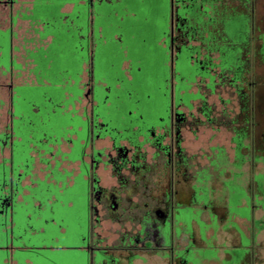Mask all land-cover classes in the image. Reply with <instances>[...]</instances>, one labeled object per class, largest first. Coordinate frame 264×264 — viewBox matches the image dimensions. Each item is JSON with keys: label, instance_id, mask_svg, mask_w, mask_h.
Wrapping results in <instances>:
<instances>
[{"label": "flooded vegetation", "instance_id": "1", "mask_svg": "<svg viewBox=\"0 0 264 264\" xmlns=\"http://www.w3.org/2000/svg\"><path fill=\"white\" fill-rule=\"evenodd\" d=\"M18 1L0 0V264H264V0H170L165 30L139 0H30L44 50L78 34L66 88L33 72L39 47L17 56ZM146 29L166 91L134 100Z\"/></svg>", "mask_w": 264, "mask_h": 264}, {"label": "rangeland", "instance_id": "2", "mask_svg": "<svg viewBox=\"0 0 264 264\" xmlns=\"http://www.w3.org/2000/svg\"><path fill=\"white\" fill-rule=\"evenodd\" d=\"M65 1H69V0H65ZM139 1H140L139 2L140 6H137L135 4H130L128 6V10L133 11V12L134 11L135 12H142V14L149 17V20L158 21L161 25V28L163 30H165L166 24L164 22H165V17L167 16V14L170 10V0H139ZM124 2H125V0H124ZM84 9H85L84 6H80V8H79L77 5L76 10L74 12H77L78 10L84 11ZM72 15H73V12L70 13V17H72ZM162 29H161V31H162ZM58 30L60 31V33L57 32L56 35L59 37L58 39H60V42L58 41L59 44H57V46L56 45L55 46L49 45V47H46L45 50H44V48H42V49L40 48V49L35 50L34 52H31V55H32V57L35 58V61L39 62L36 65V67H34L33 72L36 74L40 73V76H42L41 77L42 80L45 79L44 75L47 76V79L49 77L51 79H58L59 82L61 81V82L65 83V88H66L68 86V83H69L66 81H68V80L70 81V79L75 77V76L77 78H79V73L82 72V68L79 66L83 62L78 61L82 56L81 50L79 47V43L77 42L78 41V34L76 33V35H74L75 33L71 32L70 34L68 33L65 36L63 29L60 28ZM86 30L87 29H85V31ZM46 34H48V33H46ZM162 35H163L162 32H158V31L151 32V30H149V29H146V31L143 30V32L140 31L139 34L136 35L137 36V42L144 40V42L146 44H149V46H151V47L144 48L142 46V44H137V46H136L137 48H134L135 51L130 49L128 53H129L130 57H131V55L133 56V58H132L133 61H137L138 64L144 63L143 65L147 66V65H149V62L150 63L155 62V59L157 61L158 57H159L161 59V62H163V58H162L163 54L161 56L158 54L161 51V49L159 50L158 48H155L154 45L152 44L154 39L157 38L159 40L162 37ZM74 45H75V47H74ZM166 56H168V53L166 54ZM111 59H113V58H111ZM76 62H78V66H77ZM115 62H117V61H115ZM141 62H143V63H141ZM165 62H166V60H165ZM136 66L137 65H135V67ZM153 66H154V64L149 65V69L147 70L148 71L147 73H149V75L144 76V78L149 80L150 86L147 89H145L143 87H141V88L139 87L134 100L144 99L145 94H147L146 91H150L152 93H155V91H158V92H163L162 90L166 91L165 90V88H166L165 77L167 75H165V76L163 75L161 78L157 79L156 72H155V69L153 68ZM101 67H102V64H100V66L98 65V69H99L98 71L99 72L102 71ZM200 69H201L200 65H195V67H194L195 72L201 71ZM166 72H167V70H166ZM109 82L111 83V80H109ZM138 84L139 83H137V85ZM122 85L123 86H122L120 91L122 93V97L124 98V101H121V103H119V105H120L119 108H120L121 112L129 118L131 116L127 115L128 114L127 112L130 110H136V106L133 103L134 100L130 99L128 97V91L133 90V89H132V85L127 84V82H125ZM160 86H162V87L160 88ZM159 89H161V90H159ZM67 102H68V100L66 101V103ZM40 106L44 109V105H40ZM30 107L32 108V105H30ZM131 118H134V116H132Z\"/></svg>", "mask_w": 264, "mask_h": 264}, {"label": "crops", "instance_id": "3", "mask_svg": "<svg viewBox=\"0 0 264 264\" xmlns=\"http://www.w3.org/2000/svg\"><path fill=\"white\" fill-rule=\"evenodd\" d=\"M29 2L30 0H19L17 2V8L23 11L16 12V48L17 56L20 57L21 62L23 61L22 57L25 46L29 48L43 47L42 35L40 33L42 29L38 23V19L32 18L31 12H25ZM63 10L68 11V6L64 7Z\"/></svg>", "mask_w": 264, "mask_h": 264}, {"label": "trees", "instance_id": "4", "mask_svg": "<svg viewBox=\"0 0 264 264\" xmlns=\"http://www.w3.org/2000/svg\"><path fill=\"white\" fill-rule=\"evenodd\" d=\"M41 13V12H40ZM40 17V16H39ZM231 26V25H230ZM233 29H230L229 32H231ZM232 33V32H231ZM233 55V54H232ZM232 58V57H231Z\"/></svg>", "mask_w": 264, "mask_h": 264}, {"label": "water", "instance_id": "5", "mask_svg": "<svg viewBox=\"0 0 264 264\" xmlns=\"http://www.w3.org/2000/svg\"><path fill=\"white\" fill-rule=\"evenodd\" d=\"M40 15H41V13L38 14V16H40ZM30 56L32 57L31 53H30ZM35 63H36V62H35Z\"/></svg>", "mask_w": 264, "mask_h": 264}]
</instances>
